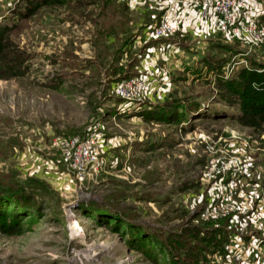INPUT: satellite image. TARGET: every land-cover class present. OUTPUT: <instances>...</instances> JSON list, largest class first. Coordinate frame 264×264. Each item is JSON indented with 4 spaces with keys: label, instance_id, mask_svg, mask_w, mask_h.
<instances>
[{
    "label": "rangeland",
    "instance_id": "374dc122",
    "mask_svg": "<svg viewBox=\"0 0 264 264\" xmlns=\"http://www.w3.org/2000/svg\"><path fill=\"white\" fill-rule=\"evenodd\" d=\"M249 3L263 18L264 0ZM135 17L102 0H0V264L254 259L264 125L249 123L264 83L242 94L248 73L264 72V53L219 34H177L168 41L186 55L169 57L167 97L122 112L111 85L131 69L120 48ZM98 124L109 148L76 177L53 141Z\"/></svg>",
    "mask_w": 264,
    "mask_h": 264
},
{
    "label": "built area",
    "instance_id": "2783aa9c",
    "mask_svg": "<svg viewBox=\"0 0 264 264\" xmlns=\"http://www.w3.org/2000/svg\"><path fill=\"white\" fill-rule=\"evenodd\" d=\"M191 1L196 5L198 20L206 26L208 34H219L226 41H239L248 47H260L261 54L264 53V22L258 12L252 9L249 0ZM185 13L176 7H167L156 22L143 27L124 47L125 60L129 50L137 51V75L112 82L111 94L120 100L116 109L131 112L146 104L159 103L167 97L171 82L169 57L176 56L179 49L175 43L165 41L181 30ZM151 40L163 42L158 46H146ZM142 49L144 54L140 52ZM101 129L98 124L81 139L57 137L53 141V146L59 150L60 164L69 172L75 173L76 177L83 176L85 171H93L101 164L99 154L109 148L108 138L102 134ZM228 186L229 189H234L232 183ZM219 209L220 207H211L213 218ZM258 242L257 250L252 251L254 259L241 264H264V240L260 239Z\"/></svg>",
    "mask_w": 264,
    "mask_h": 264
},
{
    "label": "crops",
    "instance_id": "0c3cea01",
    "mask_svg": "<svg viewBox=\"0 0 264 264\" xmlns=\"http://www.w3.org/2000/svg\"><path fill=\"white\" fill-rule=\"evenodd\" d=\"M7 3H12L13 0H5ZM117 4L124 5L127 10L130 12H134L136 14V23L134 24V28L132 30L131 40L141 31L143 27L153 24L156 22L160 16V14L166 9L167 7L173 6L180 10L185 11V17L182 21L181 30L178 34H181V37L184 38L186 36L193 37L202 40L208 34L206 26L203 25L197 17V7L195 4L192 3L191 0H114ZM167 43H175L179 49L178 55L180 57H184L186 55L185 50L181 48L179 42L175 39L172 41H168ZM179 45V46H178ZM158 46V45H156ZM124 48L122 50L123 54ZM135 50H129L127 61L122 55V63H130L132 60H138L135 56ZM171 86H169V89ZM173 88V87H172ZM246 204L248 208L249 205ZM249 252V251H248ZM243 262L246 263L247 260L243 257ZM238 262H236L237 264Z\"/></svg>",
    "mask_w": 264,
    "mask_h": 264
},
{
    "label": "trees",
    "instance_id": "16d2710c",
    "mask_svg": "<svg viewBox=\"0 0 264 264\" xmlns=\"http://www.w3.org/2000/svg\"><path fill=\"white\" fill-rule=\"evenodd\" d=\"M53 0H42V3L43 4H50ZM104 1L105 3L108 2V4L114 8H118V7H123V5H118L114 0H102ZM41 2V1H40ZM261 21L264 22V17L262 18L261 17ZM178 34V33H177ZM176 34V35H177ZM161 42H163L162 40H151L146 46L150 47V46H156V45H159ZM126 43L123 44L121 46V48H124L126 46ZM120 48V51H122ZM141 54H144V49H142L141 51ZM138 61H136L135 59L129 63L131 66V69L130 71H128L126 74H124V76H119L116 80H123V79H127V78H130L132 76H135L137 75V70L135 68V65L137 64ZM244 86H245V92L242 94V95H249V92H250V89L252 88V85L253 83H264V72H259L257 74L253 73V74H249L246 76V78L244 79ZM251 85V86H250ZM254 89V88H253ZM256 90V89H254ZM118 101H120L118 99ZM247 103L244 104V108H245V111L248 110V112H252V111H256L255 108H258V105L256 106H247ZM241 108H242V104H241ZM259 110V113H252L251 115V123L250 126H256V124L262 126L264 125V104H263V107L261 108H258ZM253 120V121H252Z\"/></svg>",
    "mask_w": 264,
    "mask_h": 264
}]
</instances>
